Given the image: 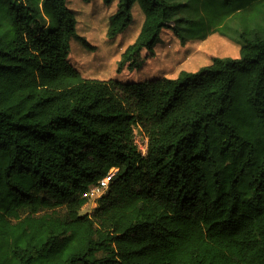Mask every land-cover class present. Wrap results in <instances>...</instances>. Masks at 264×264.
I'll return each mask as SVG.
<instances>
[{
	"label": "trees",
	"instance_id": "trees-1",
	"mask_svg": "<svg viewBox=\"0 0 264 264\" xmlns=\"http://www.w3.org/2000/svg\"><path fill=\"white\" fill-rule=\"evenodd\" d=\"M135 4L122 64L164 28L182 45L220 33L239 57L175 78H85L66 0H0V264H264V0H117L108 38Z\"/></svg>",
	"mask_w": 264,
	"mask_h": 264
},
{
	"label": "rangeland",
	"instance_id": "rangeland-1",
	"mask_svg": "<svg viewBox=\"0 0 264 264\" xmlns=\"http://www.w3.org/2000/svg\"><path fill=\"white\" fill-rule=\"evenodd\" d=\"M75 18V36L70 37L69 62L85 78L115 79L138 82L160 77L175 78L181 71L196 72L214 58H238L240 45L220 33H211L205 40H189L183 45L169 28L162 29L152 51H142L122 64V54L136 39L143 13L135 4L130 25L118 36H106L108 18L115 12L117 0L106 5L103 0H66ZM79 37L84 38L85 47ZM89 199L80 213L95 207Z\"/></svg>",
	"mask_w": 264,
	"mask_h": 264
},
{
	"label": "built area",
	"instance_id": "built-area-1",
	"mask_svg": "<svg viewBox=\"0 0 264 264\" xmlns=\"http://www.w3.org/2000/svg\"><path fill=\"white\" fill-rule=\"evenodd\" d=\"M134 144L136 146L137 151L144 156L147 153V144L148 140L145 136L135 131L134 134ZM116 172L115 168H112L109 173L97 181L96 184L91 185L85 194L86 198L89 199H95V201L101 197L108 189L109 182L111 180V177Z\"/></svg>",
	"mask_w": 264,
	"mask_h": 264
}]
</instances>
